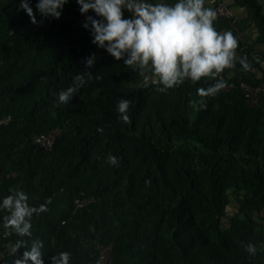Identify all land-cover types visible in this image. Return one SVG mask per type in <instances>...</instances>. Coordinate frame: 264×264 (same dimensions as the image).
I'll list each match as a JSON object with an SVG mask.
<instances>
[{"label": "trees", "instance_id": "trees-1", "mask_svg": "<svg viewBox=\"0 0 264 264\" xmlns=\"http://www.w3.org/2000/svg\"><path fill=\"white\" fill-rule=\"evenodd\" d=\"M234 1L248 9L254 42L264 44L261 4ZM27 2L42 23L30 21L20 0H0V119L9 118L0 123V202L16 191L31 206L51 200L31 219L43 264L61 252L70 254L69 264H93L96 243L111 244L109 264H264V219L255 217L264 205V96L251 107L238 87L264 82L250 45L238 56L250 68L237 61L236 73L224 74L230 90L201 98L197 90L216 83L204 77L159 91L162 85L145 84L138 70L91 42L82 24L95 17L92 10L81 14L76 0H67L58 19L42 18L38 0ZM213 27L230 29V21L216 17ZM92 53V79L58 105ZM120 100L130 102V123L120 119ZM55 127L61 132L51 149L36 150L32 137ZM88 196L94 200L72 213L73 199ZM6 215L0 210V244L9 246L25 238L5 235ZM249 243L255 256L245 250ZM16 258L3 254L0 264Z\"/></svg>", "mask_w": 264, "mask_h": 264}, {"label": "clouds", "instance_id": "clouds-1", "mask_svg": "<svg viewBox=\"0 0 264 264\" xmlns=\"http://www.w3.org/2000/svg\"><path fill=\"white\" fill-rule=\"evenodd\" d=\"M67 0H38L36 9L42 18H59ZM80 5L81 14L89 10L95 13L86 15L82 27L89 30L91 42L97 48L104 49L116 61L123 63L133 70H138L145 84L151 81L162 85L158 90L166 91L181 85L186 79L192 82L201 78H215L225 69L235 67L237 61L242 70L247 71L250 64L247 58L236 55L238 41L232 32H217L213 27L216 13L205 7V0H178L174 5L165 3L151 4L147 0H76ZM22 8L33 24L37 21L33 9L27 0H20ZM131 13L130 18H124V11ZM82 63L85 71L76 75L72 85L61 91L57 104H68L74 94L92 79L91 69L96 64L95 53L84 58ZM223 81H217L207 88H199L201 98L214 97L223 88ZM207 107L201 99L199 108ZM130 102L120 100L117 110L124 123H130L128 110ZM108 162L117 165L118 160L109 156ZM28 195L16 191L7 195L0 202V210L8 215L3 219L5 235H16L19 239L9 245L12 256L18 257L14 264H43V241L33 239L31 219L48 211V200L39 207L28 203ZM30 241V243H29ZM23 248L22 255L19 250ZM250 256H255L257 247L251 243L245 246ZM70 254L61 252L51 257V264H69Z\"/></svg>", "mask_w": 264, "mask_h": 264}, {"label": "built area", "instance_id": "built-area-1", "mask_svg": "<svg viewBox=\"0 0 264 264\" xmlns=\"http://www.w3.org/2000/svg\"><path fill=\"white\" fill-rule=\"evenodd\" d=\"M216 13V17H223L228 20H233L235 18V12L233 7L226 5L224 2L220 0H213L211 4L208 6ZM223 81L225 83V88L223 90L228 91L233 88V84L227 81L226 76L223 73L218 74L215 77V82ZM239 89L241 90L246 103L251 107L258 106L260 99L264 96V82L260 83H249L244 80L239 82ZM9 120L8 117H4L0 119V123H7ZM61 132L60 127H55L47 132L36 134L32 137V143L36 150H40L42 152H47L51 149L54 140L57 135ZM94 200L92 196L88 197H78L73 199V208L72 213L75 210L87 206ZM256 218H263L264 219V205L259 208L255 212ZM63 223V222H62ZM5 235L2 234V237ZM0 258L3 254H9V246H6L4 242L0 244ZM92 254L95 257V261L93 264H109L111 262L112 256V247L111 244H102L96 243L94 245Z\"/></svg>", "mask_w": 264, "mask_h": 264}, {"label": "crops", "instance_id": "crops-1", "mask_svg": "<svg viewBox=\"0 0 264 264\" xmlns=\"http://www.w3.org/2000/svg\"><path fill=\"white\" fill-rule=\"evenodd\" d=\"M213 0H205V4L209 6ZM226 5L233 7L235 12V18L230 21V29H223L220 33L223 32H232L238 41V48L236 49V55L239 56L242 46L245 44L250 45L252 53L257 61L260 62L262 68H264V44L255 43L254 40L257 37V29L254 23L249 18V12L246 7L238 6L234 0H220ZM262 6V11L264 13V0H258ZM165 3V2H161ZM166 4V3H165ZM227 77H231L236 73V69H225L223 72ZM243 76V75H241ZM142 80L144 81L143 76L141 75ZM151 82V81H149Z\"/></svg>", "mask_w": 264, "mask_h": 264}, {"label": "rangeland", "instance_id": "rangeland-1", "mask_svg": "<svg viewBox=\"0 0 264 264\" xmlns=\"http://www.w3.org/2000/svg\"><path fill=\"white\" fill-rule=\"evenodd\" d=\"M194 144H196V143H193L190 141L185 142V145H187L189 147L193 146ZM233 208H234V200L232 199V201L230 202V204L227 207V215L228 216L232 214Z\"/></svg>", "mask_w": 264, "mask_h": 264}]
</instances>
